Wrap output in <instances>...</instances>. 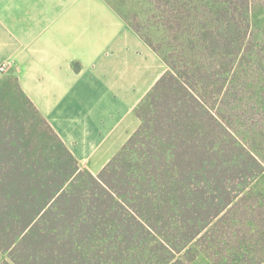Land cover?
I'll return each mask as SVG.
<instances>
[{
    "label": "trees",
    "instance_id": "16d2710c",
    "mask_svg": "<svg viewBox=\"0 0 264 264\" xmlns=\"http://www.w3.org/2000/svg\"><path fill=\"white\" fill-rule=\"evenodd\" d=\"M178 11L164 20L175 37L195 13ZM228 15H200L197 52L163 56L167 70L136 106L140 126L96 174L9 77L51 135L32 137L0 103V264H192L201 251L213 264L264 261V228L247 224L249 202L264 201L252 188L264 160L226 115L225 69L243 45L240 28L220 22Z\"/></svg>",
    "mask_w": 264,
    "mask_h": 264
},
{
    "label": "crops",
    "instance_id": "0c3cea01",
    "mask_svg": "<svg viewBox=\"0 0 264 264\" xmlns=\"http://www.w3.org/2000/svg\"><path fill=\"white\" fill-rule=\"evenodd\" d=\"M3 63L0 80L15 77L94 174L138 129L136 106L167 70L108 0H0ZM192 264L213 262L199 256Z\"/></svg>",
    "mask_w": 264,
    "mask_h": 264
},
{
    "label": "rangeland",
    "instance_id": "374dc122",
    "mask_svg": "<svg viewBox=\"0 0 264 264\" xmlns=\"http://www.w3.org/2000/svg\"><path fill=\"white\" fill-rule=\"evenodd\" d=\"M108 1L130 25L139 27L141 33L152 40L154 47L158 51L156 52L162 58L169 51L175 49L181 50V48H184L186 54L187 52H197V50H188V43L190 44V38H194L197 41L195 36L201 21H203V18L199 16L210 15L213 19L216 16L217 9L227 7L229 15L224 19L222 18L223 21L220 22L223 25L233 23L235 27H239L243 45L239 49L240 52L235 59V63H232V67L227 69L228 71L225 69L228 79L224 83V91L228 90L230 92L227 97L229 107L226 115L231 130L264 160V0ZM188 9L195 13L188 18L186 26L180 29L176 28L178 33H176L175 37L164 25V20L167 15L176 14L178 10L179 15ZM188 15L190 13H187ZM230 57L228 56V58ZM230 64L228 65L230 66ZM219 67L222 66L219 65ZM0 72L2 73V71ZM1 80L2 82L5 81V83H2V88L0 89V103L4 107L11 104L12 113L10 115L18 112L19 114L17 115L23 120V125L28 130L27 132L29 134L31 132L32 137L40 141L48 133L51 135L47 128L44 125L42 126L40 117L18 93L14 82H10L8 76L3 77ZM28 121L34 123L33 128L28 129ZM252 188L264 194V172L256 178ZM252 203V206L248 205L254 208L252 215L249 217L252 220L247 223L248 229L254 230L255 233L258 231L262 232L264 220L260 219L259 216L264 212V201L256 199L249 202V204ZM262 236H264V233L259 235L260 238ZM250 248L247 245L246 251H250ZM199 256L203 258L207 255L201 251L197 257ZM2 257H4V254Z\"/></svg>",
    "mask_w": 264,
    "mask_h": 264
},
{
    "label": "built area",
    "instance_id": "2783aa9c",
    "mask_svg": "<svg viewBox=\"0 0 264 264\" xmlns=\"http://www.w3.org/2000/svg\"><path fill=\"white\" fill-rule=\"evenodd\" d=\"M7 66H8L7 63H3V64H1V65H0V71L5 72L6 69H7Z\"/></svg>",
    "mask_w": 264,
    "mask_h": 264
}]
</instances>
